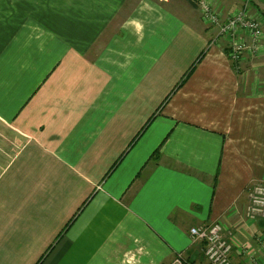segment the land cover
Wrapping results in <instances>:
<instances>
[{"label": "crops", "instance_id": "1", "mask_svg": "<svg viewBox=\"0 0 264 264\" xmlns=\"http://www.w3.org/2000/svg\"><path fill=\"white\" fill-rule=\"evenodd\" d=\"M193 9L0 0V264H206L189 230L214 221L234 264H251L239 247L264 240L244 215L264 180V13L246 7L263 35L233 65Z\"/></svg>", "mask_w": 264, "mask_h": 264}, {"label": "built area", "instance_id": "2", "mask_svg": "<svg viewBox=\"0 0 264 264\" xmlns=\"http://www.w3.org/2000/svg\"><path fill=\"white\" fill-rule=\"evenodd\" d=\"M199 5H202V18L206 22L218 25L219 34L229 39L228 55L232 61H238L246 52L256 54L263 35L259 15L252 16L246 7H243L222 20L212 0H199ZM244 215L248 221H264V181H258L249 188ZM189 233L194 241L203 243L206 264H234L231 253L235 243L230 233L225 234L220 222L214 221L203 226L191 227ZM239 249L251 264H264V240L261 238L257 239L255 246L245 244ZM169 264L192 263L185 261L179 254Z\"/></svg>", "mask_w": 264, "mask_h": 264}, {"label": "rangeland", "instance_id": "3", "mask_svg": "<svg viewBox=\"0 0 264 264\" xmlns=\"http://www.w3.org/2000/svg\"><path fill=\"white\" fill-rule=\"evenodd\" d=\"M239 1H241L242 3H244V7H248V6H250V7H258V8H260V10H262L263 11V13H264V0H239ZM197 7H196V9L197 10H192V11H194L193 13H194V16H197L198 15V13H199V16H200V18L202 19V20H204L205 21V19L204 18H202V12H201V9H202V5H199V0H197ZM218 11V10H217ZM219 13H220V16H221V19L222 20H225L227 17H230L232 14H234L235 12H233V13H230L229 12V10H227V11H222V12H220V11H218ZM258 16V15H257ZM263 17L261 16L260 17V19H261V24H262V31H263V22H262V19ZM206 22V21H205ZM206 23H208L209 25H211V26H213V25H215V24H212V23H210V22H206ZM215 26H217V28H218V25H215ZM218 31H217V34H218V36H223V35H220L219 34V28L217 29ZM223 37H226V36H223ZM227 38V37H226ZM227 41H228V43H229V39L227 38ZM227 43V44H228ZM229 58H230V56H229ZM242 58V57H241ZM240 58V59H241ZM239 59V60H240ZM230 60H231V58H230ZM232 61V60H231ZM234 62V61H233ZM235 63V62H234ZM236 63L238 64V61L236 60ZM260 74H261V72H260ZM262 75V74H261ZM264 76V75H263ZM248 77V76H247ZM264 181V180H263Z\"/></svg>", "mask_w": 264, "mask_h": 264}, {"label": "trees", "instance_id": "4", "mask_svg": "<svg viewBox=\"0 0 264 264\" xmlns=\"http://www.w3.org/2000/svg\"><path fill=\"white\" fill-rule=\"evenodd\" d=\"M189 5H191L192 7L196 8L198 5H197V0H186ZM203 56V52H201L196 60L194 61V63H192V65L189 67V69L186 71V73L183 75V77L181 78L180 82L176 85V87H178L192 72V70L194 69L195 67V64L202 58ZM233 65H235V63H233ZM216 182V179H214L213 181V185L215 184Z\"/></svg>", "mask_w": 264, "mask_h": 264}]
</instances>
